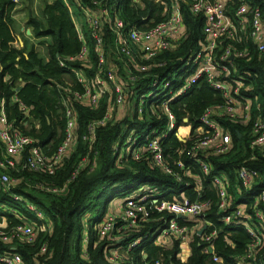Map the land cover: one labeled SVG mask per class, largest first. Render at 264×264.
Listing matches in <instances>:
<instances>
[{
	"label": "trees",
	"instance_id": "16d2710c",
	"mask_svg": "<svg viewBox=\"0 0 264 264\" xmlns=\"http://www.w3.org/2000/svg\"><path fill=\"white\" fill-rule=\"evenodd\" d=\"M169 1L142 0L136 4L133 0H51L43 2L39 15L32 13L27 4V25L31 27L32 35L40 39L39 44L45 47L47 55L44 58L34 45L26 46L25 42L22 46L17 44L11 15L18 2L0 0V100L4 99L5 115L12 128L33 137L41 151L51 157L65 137L67 108L74 117L73 146L53 174L29 171L21 165L1 169L14 179L8 188L0 185V205L7 207V210L0 208V213L6 217L9 225L20 222L16 214L21 219L32 218V213L25 206V202H31L50 222V229L38 231L32 243L15 241L9 246L0 241V256L17 252L23 264H112L107 260L109 249L141 238L138 246L129 251V259L117 264H143L159 257L163 264H216L211 260V254L203 250L205 244L197 236L190 241V254L184 262L175 258L178 241H173L171 247L154 244L152 231L156 227H163L165 221L172 217L164 211L149 209L146 220H138L121 238L119 245L110 240L117 234L116 230L109 235L98 236L94 227L112 211L108 210L110 202L121 199L118 210L124 200L137 191H156L157 197L163 200H175L179 196L191 201L207 200L209 205L204 219L211 225L206 227L205 232L216 230L210 243L213 253L222 260L220 264H238V257L247 252L251 237L244 226L221 221L222 213L218 209L217 189L212 177L224 173L231 182L230 192L233 194L239 167H249L264 175V157L257 149L251 151L249 147L251 124L234 121L224 114L216 116L214 118L230 134V151L225 155H216L211 151L193 149L200 116L206 108H216L223 102L220 93L208 85L205 76H201L183 94L165 98L175 117L173 129H167L166 114L158 106H150L152 100L142 104L143 112L137 113L138 102L134 100L133 92L138 96L148 90L147 85L154 74L158 75V79L164 78L168 72L182 65L185 57L203 41L204 17L192 14L188 4L180 2L186 34L177 42L175 50L163 51L149 61L137 58L136 62L149 66L147 71H138L133 66L135 54L129 58L120 50L114 25L120 19L125 33L131 27L152 26L164 20V4ZM250 1L264 13V0ZM235 7V1L228 2L227 13L232 14ZM84 9L93 12L101 21L100 34L105 58L102 65L95 52L92 30L86 28L84 23L80 26L76 24V19L86 23ZM231 19L234 17L231 16ZM220 41L222 45H233L228 37H222ZM83 45L87 46L88 55L79 58ZM248 49L247 55L234 60L236 73L230 76L241 74L246 77L245 86H251L250 94L258 95L259 102L264 106V53H258L252 44ZM109 70L123 80L126 90L124 102H134L133 110L121 119L116 118L114 109L119 105L110 93L101 96L92 105L82 100L83 97L74 96V93L83 94L85 91L78 76L83 77L85 84L94 90L96 75L107 79ZM130 75L136 80L132 81ZM106 82L113 90V81ZM239 95V100L249 97L244 89ZM14 96L17 100H14ZM20 104L27 110H21ZM256 114L254 110L252 116ZM183 125H190L191 130L189 136L181 140L176 132L177 127ZM185 130L184 127L180 128V131ZM130 133L138 138L136 145L139 148L148 138L159 136L163 162L172 169L173 174L163 173L145 149H142V157L135 158L132 152L137 146L131 150L125 146V139ZM199 160L210 165L209 173L201 171ZM178 161L182 162L183 168L177 166ZM262 186L264 182L244 190L242 200L250 203L253 194ZM15 194L20 195L23 202L15 201ZM140 195L133 197L138 199ZM239 201L237 199L234 203ZM176 221L181 223L183 219L178 217ZM121 224L125 222L117 219L116 227ZM84 228L88 231V258L81 255ZM43 244L46 251L39 254ZM252 255L254 257L244 261H253L254 264L264 261V242Z\"/></svg>",
	"mask_w": 264,
	"mask_h": 264
},
{
	"label": "built area",
	"instance_id": "2783aa9c",
	"mask_svg": "<svg viewBox=\"0 0 264 264\" xmlns=\"http://www.w3.org/2000/svg\"><path fill=\"white\" fill-rule=\"evenodd\" d=\"M14 1L18 2L19 0ZM133 1L136 4L142 2V0ZM232 1L236 2V7L233 9L232 14H228L227 3ZM180 2H186L192 14H200L204 17L202 26L203 41L185 57L178 69L168 72L167 77L160 79H158V75L154 74L153 79L147 85V91L138 96L134 95L133 92V96L136 97L138 102L137 113L141 114L143 112L142 104L147 100H152L150 106H158L168 118L167 129H173L175 127V117L169 110L168 101L165 98H174L183 94L201 76H205L208 85L220 93L223 102L216 108H206L200 116V126L195 130L197 137L193 141V149L202 152L211 151L216 155H225L230 151V134L214 118L224 114L234 121L251 124L249 147L251 151L257 149L258 153L264 157V106L259 102L260 97L258 95L250 94L251 86H245L244 80H246V77L241 74L230 76L232 73H236L234 60L247 55L251 44L254 45L258 53H264V13L259 6L254 5L250 0H170L168 4H164V20L147 28L131 27L125 33L123 22L117 19L114 32L120 50L129 58H131L130 55L135 54V61L132 62L138 71H147L149 66L139 61L136 62L137 58L140 57V61H149L163 51L175 50L178 46L177 42L182 37L184 38L187 31L180 10ZM103 13L106 14L105 11ZM84 15L95 38V52L98 62L102 65L105 63V58L102 51V35L100 34L101 21L88 9H84ZM231 16L234 19H231ZM80 37L82 38V35ZM222 37H228L233 45H222L220 41ZM242 43L243 45H241ZM17 44H19L18 38ZM87 55V46L83 45L78 57L85 58ZM129 78L132 81L136 80L133 75H130ZM78 80L85 86V91L83 94L74 93V96L77 98L83 97L82 100L87 104L96 103L101 96L107 93H113L114 101L118 105L125 100L126 90L124 84L122 83L119 86L115 82V76L111 70L107 73V79L104 76L96 75L93 83L94 90L86 85L87 83L85 84L83 77L78 76ZM107 80L113 81V90L107 84ZM242 89L247 91L249 97L239 100L241 99L239 94ZM14 100H17L15 96ZM20 106L21 110H27L23 104H20ZM254 110L257 111L255 117L252 116ZM65 115L66 126L64 128L63 143L51 157H48L37 145V140L12 128L5 115L4 99L0 100V170L21 165L29 171L53 174L57 166L63 161L68 149L73 146V112L67 108ZM181 127L191 130L190 125H183L178 126L177 131ZM189 134L190 132L188 136ZM176 135L177 137L186 138L178 135L177 132ZM132 137L134 138H130L127 144L125 143V146L130 150L134 148L138 139L134 135ZM142 149H145L147 155L150 156L154 164L160 167L163 173L173 174L172 169L163 162V149L159 136L148 138L140 148L139 146L135 147L132 152L133 156L137 159L142 157ZM177 166L183 168L182 162L178 161ZM199 167L203 173H209L211 169L210 165L202 160H199ZM236 175L238 180H236V188L233 194L230 192L231 182L224 173L215 174L212 177V183L217 189L218 209L222 213L221 221L224 224L244 226L251 237L247 252L238 257L237 263L254 264L253 261L246 262L244 259L254 257L252 254L264 242V186L256 190L250 199V203H245L242 200V192L257 184H263L264 175L245 166L239 167ZM13 181L14 179L6 171H0V185L2 187L8 188ZM52 191L57 190L52 189ZM139 194H141L140 197L134 199L133 196ZM157 194L156 191L149 193L137 191L133 196L126 198L118 210L107 214L94 227L97 235L103 237L109 235L112 230H116L117 234H114L110 240L115 245H119L121 238L127 235V231L135 226L138 220L139 222L146 220L149 209H155L158 212L164 211L172 217L165 221L163 227H156L152 231L154 244L171 247L173 241H178L175 258L184 262L190 254L189 243L197 236L205 244L203 250L211 254V260L216 264H220L222 260L213 253V246L210 243L216 235V230L211 229L209 232H205L206 227L211 225L210 222L204 219L205 211L209 205L208 201H191L183 196H179L175 200H163L159 199ZM13 199L17 202H23L22 197L17 194L13 195ZM237 199L242 201L234 203ZM25 206L33 216L30 219H21L16 214L15 216L20 220L17 224L9 225L6 217L0 213V241L4 244L11 246L15 241L32 243L38 231L45 232L50 229V222L44 218L41 210L31 202H25ZM0 208L7 210L4 205H0ZM178 217L182 218L183 222H177L176 218ZM117 219H121L125 224L116 227ZM201 229L203 231L199 234L198 231ZM87 232L84 228L81 250L83 258H88L86 248L88 242ZM140 242L141 238H136L129 241L125 246L109 249L107 260L112 264L124 262V260L129 259V251L138 246ZM209 248H212L211 252H209ZM39 251V254L46 251L45 244L40 247ZM142 253L145 255L144 252ZM0 264H23V262L19 253L12 252L2 254ZM38 264L42 263L39 262ZM143 264H163V262L159 257L147 260ZM169 264L173 263L170 262ZM260 264H264V261H260Z\"/></svg>",
	"mask_w": 264,
	"mask_h": 264
},
{
	"label": "crops",
	"instance_id": "0c3cea01",
	"mask_svg": "<svg viewBox=\"0 0 264 264\" xmlns=\"http://www.w3.org/2000/svg\"><path fill=\"white\" fill-rule=\"evenodd\" d=\"M44 1H51V0H41V5L43 4ZM22 4L17 3L15 10L13 11L11 18L13 20V28H14V32L17 38H21L23 39V42L26 43V46H30V45H34V47L36 48V50L38 51L39 55H41L42 57H46V49L44 46L39 44V40L38 38H35L32 33H31V27L27 25V4H29V8L33 11V7H32V0H21ZM40 10H41V6H40ZM41 11L39 12H32L34 14L39 15ZM80 26V25H79ZM17 32V34H16ZM26 34H29L28 38L25 36ZM124 114V113H122ZM118 116V114H117ZM121 200V199H114L113 201L116 203V201ZM112 201V202H113ZM120 203V202H118ZM117 210V208H116Z\"/></svg>",
	"mask_w": 264,
	"mask_h": 264
},
{
	"label": "rangeland",
	"instance_id": "374dc122",
	"mask_svg": "<svg viewBox=\"0 0 264 264\" xmlns=\"http://www.w3.org/2000/svg\"><path fill=\"white\" fill-rule=\"evenodd\" d=\"M18 3L22 4L21 0H19ZM41 3H42L41 0H32V7L34 9L33 10L34 12L40 11ZM81 23H84L86 25V28H89L87 21L85 23V21L82 19L81 20L76 19L77 26L81 25ZM16 34H17V32H16ZM25 36L28 38L29 34H26ZM21 40L23 42V39H21ZM23 44H24V42H23ZM19 46H21V45L19 44ZM115 82L118 83L120 86L123 83V80L121 77L120 78L115 77ZM111 96H113V93H111ZM133 98H134V100H136L134 96H133ZM133 103L124 102V103L120 104L118 107H116V109H114L116 111V118L121 119L124 116H128L127 113H130L133 110ZM122 113H124V114H122ZM117 114H118V116H117ZM184 128H186V127H184ZM189 132H190V130L188 128H186V130L184 132L180 131V130L177 131V134L182 136V137H187ZM132 135H134V134L130 133V135L128 137H126V139H125L126 144L130 138H132V139L134 138V137H132ZM118 202H120V200L116 201V203L114 201L110 202V204L108 206V210L112 209L111 212H114L116 210V208L118 207V204H119Z\"/></svg>",
	"mask_w": 264,
	"mask_h": 264
},
{
	"label": "water",
	"instance_id": "95a60500",
	"mask_svg": "<svg viewBox=\"0 0 264 264\" xmlns=\"http://www.w3.org/2000/svg\"><path fill=\"white\" fill-rule=\"evenodd\" d=\"M18 41H19V44L22 46V45H23V42H22L21 38H18ZM185 121H186V120H185ZM178 138L181 139V140H184V139L181 138V137H178ZM180 199H181V198H180ZM202 231H203V229L199 230L198 233L201 234ZM208 250H209V252H211V251H212V248H209Z\"/></svg>",
	"mask_w": 264,
	"mask_h": 264
}]
</instances>
